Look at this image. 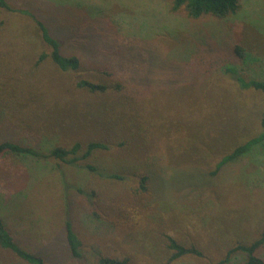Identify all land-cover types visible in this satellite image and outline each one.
Listing matches in <instances>:
<instances>
[{"label":"rangeland","instance_id":"1","mask_svg":"<svg viewBox=\"0 0 264 264\" xmlns=\"http://www.w3.org/2000/svg\"><path fill=\"white\" fill-rule=\"evenodd\" d=\"M0 7V139L38 155L0 156V217L44 264L219 263L264 228V140L214 171L258 134L264 95L227 67L264 79V0L218 18L172 10L171 0H6ZM35 18L79 58L60 70ZM240 48V53L236 50ZM79 79L102 83L90 92ZM104 142L70 164L55 146ZM94 165L106 177L86 168ZM145 180L141 182V178ZM69 218L79 258L64 238ZM170 236L196 248L169 261ZM264 259V245L257 250ZM0 264H28L0 248Z\"/></svg>","mask_w":264,"mask_h":264},{"label":"trees","instance_id":"2","mask_svg":"<svg viewBox=\"0 0 264 264\" xmlns=\"http://www.w3.org/2000/svg\"><path fill=\"white\" fill-rule=\"evenodd\" d=\"M172 10L183 8L186 15L192 18H197L204 14H210L218 18L227 16L228 14L235 13L239 8V0H171ZM0 7L9 8L6 0H0ZM35 22L39 28L42 40L49 47V54H42L39 58L48 56L50 61L55 64L60 70H76L79 67V58L74 55H65L60 50V43L56 37H54L47 26L38 18H35ZM236 50L240 53V48L236 47ZM226 71L232 74V77L236 81L237 85L242 89H248L258 91L264 95V79L257 78H245L235 68L227 67ZM77 85L81 88H85L90 92H97L105 90L106 86L102 83H96L87 79H79ZM257 123L259 125L258 134L248 138L247 140L236 144L229 152L223 154L216 162L214 171L220 169L222 165L232 160L239 158L245 152H247L252 145L264 140V113H260L257 117ZM107 145L100 141H89L85 145L79 142H74L70 146H55L43 156L53 157L55 159L75 164L79 159H84L89 155H92L93 151L106 148ZM15 153L19 155H34L37 156L38 151L34 150L30 146H25L20 143L1 140L0 139V156L4 153ZM86 168L91 171H96L100 175H104L108 178L115 177L112 173H100L98 169L89 163H86ZM145 180V176L141 178V182ZM64 238L69 254L74 258L81 256L80 252V240L72 228V224L68 217L64 220ZM167 246L172 249V253L169 256V261L173 260L184 254L200 255V252L193 246L185 247L175 239L168 236ZM264 245V228L260 231L258 236L249 243H237L234 246L227 249L224 256L219 260V263L227 261L231 253L241 252L243 254V260L235 264H264V259L257 255V250ZM0 248L10 250L18 258L24 260L28 264H44L42 257L33 254L18 245L15 241L13 234L6 227L4 221L0 217ZM97 264H128L126 258H117L109 256H100L97 259Z\"/></svg>","mask_w":264,"mask_h":264}]
</instances>
